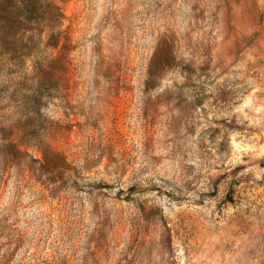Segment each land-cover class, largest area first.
I'll return each mask as SVG.
<instances>
[{"label":"rangeland","instance_id":"1","mask_svg":"<svg viewBox=\"0 0 264 264\" xmlns=\"http://www.w3.org/2000/svg\"><path fill=\"white\" fill-rule=\"evenodd\" d=\"M0 264H264V0H0Z\"/></svg>","mask_w":264,"mask_h":264}]
</instances>
